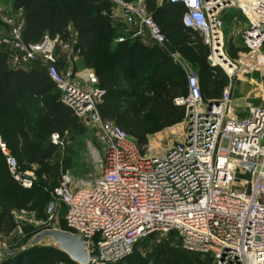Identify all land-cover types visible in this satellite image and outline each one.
Instances as JSON below:
<instances>
[{"label":"built area","instance_id":"built-area-1","mask_svg":"<svg viewBox=\"0 0 264 264\" xmlns=\"http://www.w3.org/2000/svg\"><path fill=\"white\" fill-rule=\"evenodd\" d=\"M107 1L134 17L157 44L166 43L146 0ZM168 1L183 4L184 25L202 34L214 58L222 53L221 12L240 9L249 23L242 34L248 53L241 65L264 72V0ZM23 29L24 20L18 18L11 32L0 36V48L10 46L12 67L40 64L60 101L74 109L80 122L100 129L102 152H93L100 175L93 184L79 187L64 173L46 206L50 223L63 222V230L87 242L89 264L120 263L144 239L171 232L182 248L210 258L209 264H264V107L248 105L247 115L239 116L231 85L219 98L207 99L199 74L185 66L187 93L173 100L186 109L183 141L164 150L152 142L142 149L124 129L100 116L106 91L94 70L81 75L76 68L82 56L77 31L69 25L63 35L28 43ZM213 65L231 79L239 70L233 63L232 73L215 60ZM51 141L61 147L66 143L58 133ZM0 148L13 178L25 189L34 188L35 175L21 170L1 135ZM239 174L248 177L239 180Z\"/></svg>","mask_w":264,"mask_h":264},{"label":"trees","instance_id":"trees-1","mask_svg":"<svg viewBox=\"0 0 264 264\" xmlns=\"http://www.w3.org/2000/svg\"><path fill=\"white\" fill-rule=\"evenodd\" d=\"M124 1L136 2L137 0ZM146 4L149 13L167 38V34L182 33L188 37L187 39L194 38L197 41L196 48L186 46L180 49L183 56L186 54L184 50L186 48L192 56L197 55L199 48L206 54L208 46L204 43L203 36L199 31L187 28L182 21L184 7L181 2L146 0ZM15 5L23 11V38L28 43L41 41L45 36L63 35L69 25L77 31L82 56L90 60V68L95 70L99 86L106 91L105 101L99 107L100 116L104 120L120 126L133 140L136 137L146 142L147 135L155 130V126L146 120L137 118L132 122L124 121V116L120 114L118 107L120 92L116 87V82L106 79L107 70H101L98 67L99 59L111 55L114 64L112 72L129 73L134 76L140 70H148L149 73L133 83L132 88L148 86L155 82L170 85L165 93L147 94L146 91L135 93L141 98L139 103L153 110L158 130L170 128L182 121L186 109L184 106H177L173 100L177 96L186 94L187 86L184 91L183 87L177 85L172 87V84L176 80L185 82L187 78L183 68L175 63L159 44L146 46L137 39L113 43L109 22L114 18L115 7L111 2L107 0H15ZM101 32L109 36H99ZM9 57L10 52L3 47L0 48V121L2 117L8 115L10 121L17 124L11 133L19 138V149L23 152V161L40 163L51 160L58 156L61 148L60 145L52 143V134H60L66 142L67 134L81 135L85 133V129L74 109L60 101V93L45 68L40 64L28 69L14 68L9 64ZM196 63L198 66L199 63ZM201 79L202 93L205 98L217 99L221 96L218 91H212V94L207 95L203 89L204 79ZM35 108L38 110L35 111ZM1 127L3 126H0L2 139L20 164L18 156L13 152L9 139H7L9 134L2 131ZM135 142L142 149L146 148V144L141 145ZM0 152L7 166L6 157L1 148ZM63 158L65 162L63 170L66 172L70 167V157ZM60 165L58 163L59 167ZM7 170L10 174L8 166ZM10 176L13 178L11 174ZM34 188H24L22 195H32ZM45 194L48 195L45 201L46 208L51 200V193L48 191ZM12 208V204L8 205V210L4 213L7 217L4 229L7 232L15 230L18 226L13 221ZM175 238L174 232L160 239L159 234L151 235L141 241L142 249H139V246L131 256L117 264H209L208 257L188 251L181 245H173ZM0 264L77 263L55 247L36 246L21 251L14 258L4 259Z\"/></svg>","mask_w":264,"mask_h":264},{"label":"rangeland","instance_id":"rangeland-1","mask_svg":"<svg viewBox=\"0 0 264 264\" xmlns=\"http://www.w3.org/2000/svg\"><path fill=\"white\" fill-rule=\"evenodd\" d=\"M161 1L158 0V2ZM233 9L232 7L228 8L225 14H220L223 46L222 53L218 55L224 62H227L225 60V57H227L233 64L238 66L239 70L233 75L232 79L228 77L220 65H213L215 59L213 56L214 49L208 45L206 54L199 48L197 55L192 56L187 48L184 49L186 54L189 53L184 55L186 56V61L184 62L187 68L196 71L201 78L210 83L212 91H218L222 95L225 87L231 85L233 103L237 107L241 106L240 111L244 114L247 111L248 105L264 107V72L250 71L241 65L242 58L248 53V49L245 47L241 36L242 30L246 26V20L238 9H235V12L232 11ZM114 13V18L109 22L113 43L137 39L142 44H145L147 38L143 35L140 23L134 17L125 16L120 10H115ZM18 18H22V10L15 5V0H0V36L10 33L12 24ZM99 36H109V34L101 32ZM187 38L183 35V39ZM187 47L192 48L193 46ZM3 48L10 51V46L8 45ZM82 60L84 67H91L89 59L83 57ZM112 60L111 55L107 58L99 59L98 67L101 70H107L106 79L116 82V87L120 92L118 107L120 114L124 116V121L132 122L139 118L155 126V130L147 135L146 142L131 134L134 140L141 145L146 144V146L152 142V144H156L163 150L171 146L172 142H182L185 130L183 124L184 118L180 123L170 128L158 130L153 110L149 106H143L139 103L141 98L135 94L143 91H146L147 94L165 93L170 85L155 82L148 86L132 88L133 83L149 73L148 70H140L134 76L129 73L119 74L112 72V67H114ZM196 62L199 63L198 66ZM175 85L183 87L184 91L186 90L182 80L174 81L172 87ZM37 110L38 108H35V111ZM8 117V115H5L1 118L0 126H3L1 129L7 135L9 134L7 139H9L13 152L19 158L21 170L32 172L36 177V185L32 195H22L24 187L10 176L5 159L0 152V206L2 209V216L0 218V262L4 259L16 257L39 231L52 228L62 229L64 227L62 222L58 224L48 221L45 208V201L48 195L45 193L51 192L60 183L62 175L66 172L71 174L75 186L84 187L93 184L100 175L93 152L96 149L102 152V146L99 142L100 129L98 125L81 122L85 133L81 135L67 134L65 139L69 143H65V146L60 148L58 156L40 163L25 162L22 160L23 152L19 149V138L16 134L11 133L14 126L17 127V124L15 125L14 121H10L11 119ZM6 119H8V122H6ZM63 157H70V167L66 172L63 170V164L65 163ZM58 163L61 164L60 167ZM247 177L245 174H239L238 176L239 180H244ZM40 190L45 191L42 192ZM42 197L43 199L41 200ZM11 204L13 206V221L18 226L15 230L7 232L4 229L5 220L7 219L4 213L7 212L8 205ZM164 236L166 235H159V239ZM173 242V245H180L176 238ZM40 246L49 245L43 243ZM142 248L140 246L139 249Z\"/></svg>","mask_w":264,"mask_h":264},{"label":"water","instance_id":"water-1","mask_svg":"<svg viewBox=\"0 0 264 264\" xmlns=\"http://www.w3.org/2000/svg\"><path fill=\"white\" fill-rule=\"evenodd\" d=\"M225 60L232 65V62L227 57H225ZM91 117L95 118V114L91 113ZM43 243L64 252L77 264L90 263L87 242L77 234L61 228L43 229L39 231L31 238L22 251L40 246Z\"/></svg>","mask_w":264,"mask_h":264},{"label":"crops","instance_id":"crops-1","mask_svg":"<svg viewBox=\"0 0 264 264\" xmlns=\"http://www.w3.org/2000/svg\"><path fill=\"white\" fill-rule=\"evenodd\" d=\"M231 8V7H230ZM232 8H234L232 11H234L235 9H238V8H236V7H232ZM228 9V8H227ZM227 9H225V10H223L221 13L222 14H225L226 13V10ZM239 11H240V9H238ZM235 12V11H234ZM241 12V11H240ZM242 13V12H241ZM243 14V13H242ZM244 15V14H243ZM22 16H23V11H22ZM244 17H245V20H246V26L243 28V30H242V34H243V32L247 29V27H248V25H249V23H248V20H247V18H246V16L244 15ZM142 32L144 33L143 35H145L146 36V40H145V45L146 46H152V45H154V44H157L152 38H151V36H150V34L148 33V32H146V31H144L143 29H142ZM200 33V32H199ZM200 35L202 36V34L200 33ZM167 36H168V38H167V41H166V43L163 45V46H161L165 51H167V53L171 56V58L173 59V61L175 62V63H177V64H179L182 68H183V70H184V72H185V75H186V71H185V69H184V67H185V62L184 61H186V59H185V57L183 56V54H182V52H181V48H184V47H186V46H193L194 48H196V46H197V41H194L195 39L194 38H189V39H183V34L181 33H171V34H167ZM242 36V35H241ZM204 40V39H203ZM205 43V42H204ZM60 53H61V61H60V64H61V66L63 67V68H65V65H66V63H65V61H64V59H63V52L62 51H60ZM83 56H80L79 57V59L77 60V62H76V68H77V70L81 73V75H84L85 73H86V71L88 70V69H92V70H94L93 68H88V67H84L83 66ZM9 64H10V66L12 67V65H11V61H10V57H9ZM39 64L38 63H33V64H30V65H26V66H23L24 68H26V69H28V68H32V67H35V66H38ZM84 68H83V67ZM95 71V70H94ZM186 78H187V75H186ZM199 78L201 79V76L199 75ZM202 80V79H201ZM187 79H185V82H184V86L186 87L187 86ZM204 91L207 93V95H210V94H212V86L210 85V83H208V82H206L205 80H204ZM233 105H234V103H233ZM255 106H257V105H255ZM234 107H235V110H236V112L238 113V115L239 116H241V117H244V116H246L247 115V111L243 114V113H241V106L240 107H237V105H234ZM66 143L68 144L69 142H67L66 141ZM72 143H74V141H72ZM62 148V147H61ZM95 151H98V149H96Z\"/></svg>","mask_w":264,"mask_h":264},{"label":"bare ground","instance_id":"bare-ground-1","mask_svg":"<svg viewBox=\"0 0 264 264\" xmlns=\"http://www.w3.org/2000/svg\"><path fill=\"white\" fill-rule=\"evenodd\" d=\"M215 63L216 64H221L222 66L225 67V69L229 72V73H232L235 68L233 66H230L228 63L224 62L223 60H221V58L219 56H217L215 59ZM252 96V94H250ZM247 100V99H246ZM249 101V99H248Z\"/></svg>","mask_w":264,"mask_h":264}]
</instances>
